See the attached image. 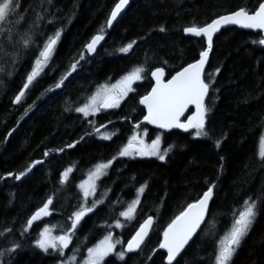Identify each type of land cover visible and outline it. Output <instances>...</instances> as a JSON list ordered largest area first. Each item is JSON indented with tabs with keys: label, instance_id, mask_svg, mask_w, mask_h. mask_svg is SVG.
I'll return each mask as SVG.
<instances>
[{
	"label": "trees",
	"instance_id": "16d2710c",
	"mask_svg": "<svg viewBox=\"0 0 264 264\" xmlns=\"http://www.w3.org/2000/svg\"><path fill=\"white\" fill-rule=\"evenodd\" d=\"M116 2L19 0L17 11L26 19L23 28L17 26L13 32L23 34L31 28L33 43L27 49L21 47L15 64L0 55V233H4L0 235V250L11 248L13 242L19 245L0 257L3 264H59L73 254V248H79L75 255L82 260L86 248L109 231L121 244L105 258L106 264H167V251L159 248L164 228L208 186H213V197L206 221L173 264H213L215 241L230 227L233 212L244 199L264 192V162L258 155L264 129V45L258 41L264 32L233 27L214 38L204 74L210 86L205 97L207 135L195 137L194 129L158 130L142 124L145 110L138 103L153 85L151 70L162 67L168 78L198 59L206 47L205 38L184 33V27L202 26L240 7L253 10L258 0H130L115 26L105 28L99 49L86 54L77 71L56 89V81L79 60L83 45L105 25ZM37 14L44 19L37 20ZM58 28L62 34L49 63L15 105L12 101L38 49ZM3 36L0 33V40ZM133 40L136 44L128 53L119 52ZM7 51L11 55L12 50ZM138 66L145 69L143 79L134 84V91L120 107L104 110L97 117L85 118L75 112L100 85L113 83ZM137 123L141 129L147 127L150 140L162 135L163 148L168 149L166 159L118 157L97 182L96 198L103 199V204L81 220L66 255L39 249L34 241L42 224L48 223L57 235L62 234L80 202L79 182L96 163L116 154ZM101 125L116 132L112 139H102L93 131L94 127L103 128ZM73 142V147H66ZM33 160L41 163L33 165L20 180L6 175L23 170ZM67 167L73 171L62 185L59 174ZM141 186L144 191L138 194ZM50 195L52 213L45 222L24 232L27 219ZM137 196L140 203L135 217L125 221L118 214ZM149 215L153 225L141 248L119 259L115 252L122 250ZM117 218L124 227L114 226ZM6 228L11 232H5ZM230 264H264V201L259 203L258 215Z\"/></svg>",
	"mask_w": 264,
	"mask_h": 264
},
{
	"label": "snow or ice",
	"instance_id": "6c2138e0",
	"mask_svg": "<svg viewBox=\"0 0 264 264\" xmlns=\"http://www.w3.org/2000/svg\"><path fill=\"white\" fill-rule=\"evenodd\" d=\"M50 2V0H49ZM129 3V0H117L112 7L105 25L101 26L99 31L92 35L90 40L83 45V51L79 55V60L72 62L68 69L62 74L59 80L56 81L54 87L60 89L64 86L65 81L77 71L80 61L85 59L86 54H92L96 51L97 46L105 40V28H110L113 22L117 20L121 14L122 9ZM21 5L19 0H0V25H5V28H0V33H3V39L0 40V55L9 57L13 64L18 60L21 47L27 49L33 43L32 29L29 28L27 32L20 34L18 31L13 32L17 26L23 28L25 17L17 9ZM15 17V19H13ZM44 17L37 14V20H43ZM53 23V21H49ZM222 25H238L245 29L260 30L264 32V0H258V5L253 10H248L245 7H240L237 10L231 11L224 15H219L204 25L192 24L184 27L183 32L191 34L196 37H203L207 41V47L199 52V58L194 62L182 67L179 71L172 75L170 79H164V69L156 67L151 70V77L155 81L151 90L145 95L139 97L138 103L143 105L147 110L143 115V120L148 124L156 125L160 129H195V134L200 136L207 135L205 132V119L208 111L205 103V97L209 94V83L202 74L205 69V63L209 58V51L212 48L213 34L216 33ZM35 27V24H33ZM164 29L162 28L161 31ZM62 29H56L53 35L47 36L44 40L42 47L38 49V55L34 60L31 70L27 73L25 81L19 92L16 94L13 103H18L22 96L25 95V90L38 77L44 67L49 63L52 53L55 49L57 41L61 37ZM17 36L19 39H17ZM259 44L264 45V37L259 41ZM136 41L133 40L119 49L121 53H128ZM11 49V55L7 51ZM219 71V69H216ZM145 69L142 66L133 68L131 71L122 75L115 84L100 85L95 92L88 96L84 103L75 107V112L82 114L83 117L95 116L102 110L115 109L120 107L121 101L129 96L134 91L133 84L136 81L143 79ZM51 89H49L50 91ZM189 105L195 106V112L188 116L187 119L181 122V117L184 115L185 110ZM91 123V122H90ZM100 127H104L101 125ZM140 125H134L132 135L127 138L126 143L118 148L114 156L104 162H98L92 169L87 172L86 179L79 182V200L76 210L72 211L68 217L69 223L66 225L62 234L53 235L49 225L45 224L38 232V238L35 239V245L48 252L51 249L53 252H58L61 257L65 256V249L73 241L75 232L81 220L88 214L93 212L97 205L103 204V199L96 198L98 191L97 181L107 174V170L113 164V161L118 157H132V156H156L159 160L163 161L165 155L162 154L160 145V136H156L151 143H146L144 138L140 135L138 129ZM93 131L100 134L99 128H93ZM147 129H145V132ZM104 139H111L107 133L103 134ZM75 142L67 144L66 147H73ZM219 144V141H217ZM63 151V149H59ZM45 156L49 153L44 152ZM258 155L262 162H264V134L259 139ZM41 161L33 160L23 170L13 173H6L7 176L13 177L15 180H20L26 175L33 165L39 164ZM73 171L72 167H67L59 174L60 184H65L69 179V174ZM144 186L137 189V193H142ZM104 193L101 191L100 196L103 197ZM89 197L93 199L89 202ZM213 197V186H208L202 195L197 199L188 203L164 228L159 243V248L166 249L167 264H173L177 255L184 249L185 245L189 243L198 229L206 221V215L209 208V202ZM264 201V192L258 194L256 198L249 196L244 199L242 205L238 210L233 212L230 227L225 231L214 244L213 250V264H230L234 253L240 246L242 239L248 234L252 227L257 215L258 205ZM140 203L139 197L132 199L128 202L127 207L119 212V217H123L125 221L134 219L137 212V205ZM53 204V196H48L38 207L31 216L27 219L24 232L33 225L35 221L40 220L42 217L49 216L50 205ZM153 225V217L147 216L142 222L139 223L138 228L135 229L134 234L127 240L126 245L122 250L115 252L119 259H123L126 253L135 252L141 248L148 236L149 231ZM114 226L116 228L124 227V224L119 218L115 219ZM208 232V229H204ZM5 232H11V229H5ZM4 233H0L3 235ZM117 244H121L119 239H114L111 231L104 235L103 239L97 241L91 247L86 248V255L82 260H77L75 253L79 248H73L72 253L69 254L67 260H61L59 264H106L105 258L113 254ZM19 245L13 242L12 247L9 249L0 250V257L4 256L5 252L15 250ZM0 264H3L0 261Z\"/></svg>",
	"mask_w": 264,
	"mask_h": 264
},
{
	"label": "water",
	"instance_id": "95a60500",
	"mask_svg": "<svg viewBox=\"0 0 264 264\" xmlns=\"http://www.w3.org/2000/svg\"><path fill=\"white\" fill-rule=\"evenodd\" d=\"M129 5H130V0H129V3L125 6V8L122 9L121 14L118 16L117 20L113 22V25H112V27H110V29H112V28L115 26V24L121 19V17L125 14V12L127 11ZM226 14H227V13H226ZM223 15H224V14H223ZM233 27L238 28V29H241V30H246V31H254V32H259V31H260V30H253V29H245V28H242V27H240V26H238V25H222L221 28H220L216 33L213 34V41H214V38H215V37H216V36H217V35H218L223 29L233 28ZM188 35H191V34H188ZM192 36H193V35H192ZM205 41H206V39H205ZM101 44H102V42H101ZM101 44H100V45H101ZM100 45L97 46L96 51L99 49ZM212 46H213V42H212ZM206 47H207V41H206ZM211 50H212V48H211ZM211 50L209 51V57H210ZM96 51H95V52H96ZM208 62H209V58H208V60H207L206 63H205V69H204V72H203V74H202V78H204V74H205L206 68H207V66H208ZM188 64H189V63H188ZM186 65H187V64H186ZM186 65H185V66H186ZM183 67H184V66H183ZM180 69H181V68H180ZM180 69H179V70H180ZM179 70H178V71H179ZM176 72H177V71H176ZM176 72H175V73H176ZM175 73L172 74V75H175ZM172 75H171V76H172ZM171 76H170L168 79H170ZM151 79H152V77H151ZM152 81H153V84H154L155 81H154L153 79H152ZM150 90H151V89H150ZM25 91H26V90H25ZM20 101H21V100H20ZM20 101H19L18 103H14V104H15V105H18V104L20 103ZM142 107L144 108L143 105H142ZM190 109H193V112H195V106H194V105H189V107L185 110L184 115L181 117V122L185 121V120L187 119L188 116L192 115L193 112H192L191 114H189V115L185 118L186 114L188 113V111H189ZM144 110H145V114H146L147 110H146L145 108H144ZM141 122H142V123H146V124H148L146 121L143 120V118H142ZM148 125H149L151 128H154V129H160V128H158L156 125H153V124H148ZM176 129H178V128H176ZM180 130L183 131V132H189V131H191L192 129H188L187 131H185L184 129H180ZM211 200H212V199H211ZM211 200H210V202H209V207H210ZM208 211H209V208H208ZM208 211H207V215H208ZM207 215H206V218H207ZM37 222H38V221H35V222L33 223V225L36 224ZM203 224H204V223H203ZM203 224H202V226H203ZM202 226H201V227H202ZM200 229H201V228H200ZM200 229H198L197 233L199 232ZM197 233L193 235V237L190 239L189 243L186 244L185 247H184V249H182L181 252L177 255L176 259H178V258L180 257V255L185 251V249L188 247V245L191 243V241L194 239V237L197 235ZM176 259H175V260H176ZM175 260H174V261H175Z\"/></svg>",
	"mask_w": 264,
	"mask_h": 264
},
{
	"label": "rangeland",
	"instance_id": "374dc122",
	"mask_svg": "<svg viewBox=\"0 0 264 264\" xmlns=\"http://www.w3.org/2000/svg\"><path fill=\"white\" fill-rule=\"evenodd\" d=\"M141 81V80H140ZM136 82H138V81H136ZM136 82H134V84L136 83ZM116 83V81L115 82H113V83H109V84H115ZM134 84H133V86H134ZM105 85V84H104ZM123 101V100H122ZM122 101H121V103H122ZM104 110H102L101 112H99V113H97L95 116H89V117H97L98 116V114H100V113H102ZM146 129V128H145ZM145 129H141V128H139L138 129V131H139V133H140V135L144 138V140H145V142L146 143H151V141L153 140V139H151V140H149V139H147V135H148V132L146 131L145 132ZM99 132H100V134H98V136L100 137V138H102V139H104L103 138V134L104 133H107V134H109L110 136H111V138L113 137L112 136V132H110L107 128H99ZM195 132H196V130L194 129V131H193V134H194V136L195 137H199V136H197L196 134H195ZM115 133V132H114ZM262 134H264V129H263V133ZM132 135V134H131ZM130 135V136H131ZM161 134H159V136H160ZM160 138H161V140H160V145H159V147H160V149H161V152H162V154H164L165 155V159H166V157H167V153H168V149H165V148H163V139H162V136H160ZM155 139V138H154ZM171 149V148H170ZM148 157H153V158H157L156 156H132V157H129V158H148ZM164 159V160H165ZM103 177V176H102ZM101 177V178H102ZM84 179H86V177L84 178ZM98 182V181H97ZM90 198V197H89ZM123 218V217H122ZM46 223H44V224H42V226H41V228L45 225ZM47 225H49L50 226V228H51V230H52V233H53V235H57L55 232H54V227L52 226V225H50V224H48L47 223ZM103 239V238H102ZM118 245V244H117ZM117 247V246H116ZM116 250V249H115ZM121 251V250H120ZM237 251V250H236ZM235 254V253H234Z\"/></svg>",
	"mask_w": 264,
	"mask_h": 264
},
{
	"label": "flooded vegetation",
	"instance_id": "af4514ba",
	"mask_svg": "<svg viewBox=\"0 0 264 264\" xmlns=\"http://www.w3.org/2000/svg\"><path fill=\"white\" fill-rule=\"evenodd\" d=\"M164 79H167V77H164ZM100 114H101V113H100ZM100 114H98V116H99ZM147 132H148V135H149V130H147ZM114 134H115V133H113L112 136H113ZM85 177H86V176H85ZM50 212H51V211H50ZM51 213H52V212H51ZM46 217H47V216H46ZM46 217H43L41 221H42V222H43V221L45 222Z\"/></svg>",
	"mask_w": 264,
	"mask_h": 264
},
{
	"label": "bare ground",
	"instance_id": "6f19581e",
	"mask_svg": "<svg viewBox=\"0 0 264 264\" xmlns=\"http://www.w3.org/2000/svg\"><path fill=\"white\" fill-rule=\"evenodd\" d=\"M116 109H117V108H116ZM140 124H141V123H140ZM142 124H144V123H142ZM141 127H142V126H141ZM145 128H147V127H145ZM145 128H144V129H145ZM115 133H116V132H115ZM113 137H114V136H113ZM111 139H112V138H111ZM110 167H111V166H110ZM209 208H210V207H209ZM51 211H52V210H51ZM42 218H43V217H42ZM42 218H41L40 220H38L37 223H39V222L42 220ZM37 223H36V224H37ZM34 225H35V224H34ZM34 225H32V226H34ZM141 246H142V245H141Z\"/></svg>",
	"mask_w": 264,
	"mask_h": 264
}]
</instances>
